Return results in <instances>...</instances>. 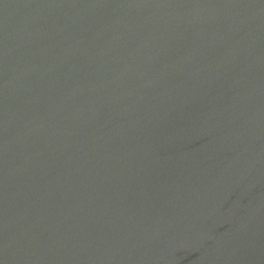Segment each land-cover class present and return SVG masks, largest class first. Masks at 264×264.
Here are the masks:
<instances>
[{"label":"water","instance_id":"1","mask_svg":"<svg viewBox=\"0 0 264 264\" xmlns=\"http://www.w3.org/2000/svg\"><path fill=\"white\" fill-rule=\"evenodd\" d=\"M0 264H264V0H0Z\"/></svg>","mask_w":264,"mask_h":264}]
</instances>
